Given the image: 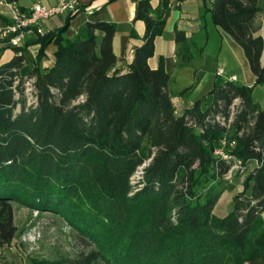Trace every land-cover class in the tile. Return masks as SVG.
Returning a JSON list of instances; mask_svg holds the SVG:
<instances>
[{"label": "trees", "instance_id": "trees-1", "mask_svg": "<svg viewBox=\"0 0 264 264\" xmlns=\"http://www.w3.org/2000/svg\"><path fill=\"white\" fill-rule=\"evenodd\" d=\"M170 9L171 0H138L146 27L125 71L114 68L113 20L88 19L68 36L75 13L68 12L62 25L20 45L0 37L16 51L0 62V245L15 235L18 202L58 213L94 244L72 264H264V107L253 86L229 74L216 78L208 103L199 98L175 112L163 57L157 67L148 62ZM210 10L242 46L255 83H264V7L212 0ZM175 39L179 64H188L194 42L178 28ZM32 42L40 48L23 73ZM50 42L55 58L42 65ZM228 128L236 132L235 155L256 165L232 209L219 215L222 186L197 187L228 170L213 153Z\"/></svg>", "mask_w": 264, "mask_h": 264}, {"label": "crops", "instance_id": "crops-1", "mask_svg": "<svg viewBox=\"0 0 264 264\" xmlns=\"http://www.w3.org/2000/svg\"><path fill=\"white\" fill-rule=\"evenodd\" d=\"M6 1L9 0H0V25L6 22L4 16L10 19V7L6 4ZM14 1L24 9H29L36 1L50 5L54 4L57 0ZM151 3L153 6H157L159 0H151ZM258 4L264 7V0H258ZM211 5L212 0H182L180 2L178 0H171V9L167 16L164 30L162 33L156 35L155 51L148 58L150 66L157 67L160 59L163 57L165 69L170 73L169 90L177 114H182L186 108L190 107L199 98L203 99V104L208 103L211 100L209 91L213 88L216 78L220 76L217 74L218 69L210 68L209 70H204L202 68V62L199 59V56L203 54L202 50L206 44L200 50L199 47L204 42L205 32L207 33V26L212 25L209 11ZM80 7L82 9L73 14L66 34L68 36L74 35L80 25L88 19H108L115 21L117 28L113 36V48L117 60L114 68H119L122 71L127 70L133 58V48L135 45L142 43L146 27L145 21L138 15V0H80ZM90 9L91 11H89ZM66 16L67 12H61L44 19L41 22L42 33L62 25ZM176 28L184 30L186 36L194 42L195 46L192 48L193 57L188 64H179V50L177 40L175 39ZM216 28L220 29L221 37L223 39L225 38L230 46H234L233 40L235 39L229 37V33H225L226 31L218 25H216ZM260 31L262 32V29ZM36 32L40 31L35 30L29 33L25 40L34 38ZM8 46L11 45L6 41L0 40V62L6 61L3 53H5V48ZM39 48V42H32L23 50L26 58L21 70L23 73L32 67ZM55 49L56 44L54 42H50L47 45V56L43 59L42 65L53 62ZM232 73L235 72H231L230 74ZM242 189V186L236 187L232 193V197ZM220 199L221 197H219L214 207V212L219 215H224L229 210L222 212L218 210V202ZM231 202L233 203L232 198Z\"/></svg>", "mask_w": 264, "mask_h": 264}, {"label": "rangeland", "instance_id": "rangeland-1", "mask_svg": "<svg viewBox=\"0 0 264 264\" xmlns=\"http://www.w3.org/2000/svg\"><path fill=\"white\" fill-rule=\"evenodd\" d=\"M209 11L212 25L207 26L206 39L202 43L203 46L206 43L202 50L203 54L199 56L202 68L204 70L221 68L224 71L223 74H218L221 77L235 72L238 77L236 81L253 86V97L264 107V83H255L254 73L242 46L236 40H233L234 46H230L225 38L221 37L220 29L216 28L212 19L210 8ZM14 52L13 47H6L3 53L5 60L10 59ZM30 81L26 82L27 87L30 86ZM235 134L236 132L230 128L226 142L219 140L213 150L214 155L220 156L221 153H225L228 156L226 158L230 166L227 172L219 176L207 175V180L197 187L201 192H205L207 186L212 183L222 186L221 199L218 202V210L221 212L232 209V193L236 187H244V179L256 165L255 161L246 162L235 155L233 152ZM211 169L216 171L214 166H211ZM140 170L134 173V184L142 175ZM180 187L184 189L186 186L183 184ZM13 214L16 232L11 241L0 245V264H31L34 259H58L72 264L94 247L92 242L56 212L50 210L38 212L37 209L14 202ZM262 219L264 221V213Z\"/></svg>", "mask_w": 264, "mask_h": 264}, {"label": "built area", "instance_id": "built-area-1", "mask_svg": "<svg viewBox=\"0 0 264 264\" xmlns=\"http://www.w3.org/2000/svg\"><path fill=\"white\" fill-rule=\"evenodd\" d=\"M6 4L10 7V21L0 25V37L8 38V43L13 45H20L25 40L26 36L36 31L43 32L41 28V22L57 13L61 12H76L80 9V0H57L54 4H45L41 1L34 2L29 9L22 8L16 1L9 0L6 1ZM91 11V9L89 10ZM224 71L219 68L217 74H223ZM237 75L232 73L229 75L232 79H237ZM231 119V118H230ZM228 128L220 138V141L225 143L227 140ZM235 142V140H233ZM218 151V149H216ZM222 158L228 160V157L225 153H221ZM151 157L146 159L142 164L138 165L135 172H138L139 169L143 173L144 167L147 165ZM148 160V161H147ZM134 172V173H135ZM227 172V171H226ZM134 173L131 176V180L134 182ZM142 177V175H141Z\"/></svg>", "mask_w": 264, "mask_h": 264}]
</instances>
